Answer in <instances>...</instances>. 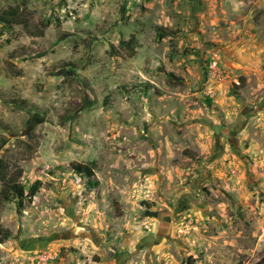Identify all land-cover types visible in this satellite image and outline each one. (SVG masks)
Listing matches in <instances>:
<instances>
[{"label":"rangeland","instance_id":"obj_1","mask_svg":"<svg viewBox=\"0 0 264 264\" xmlns=\"http://www.w3.org/2000/svg\"><path fill=\"white\" fill-rule=\"evenodd\" d=\"M0 14V264H264V0Z\"/></svg>","mask_w":264,"mask_h":264},{"label":"trees","instance_id":"obj_2","mask_svg":"<svg viewBox=\"0 0 264 264\" xmlns=\"http://www.w3.org/2000/svg\"><path fill=\"white\" fill-rule=\"evenodd\" d=\"M0 24H2V25L8 24V19H6V17H4L2 14H0ZM164 34L167 35V34H174V33L169 32V33H164ZM241 80H243V79H241ZM209 102H210L209 99H207V103H209ZM75 171L79 174L84 173L88 179L93 176V169H91L89 167H83V169H80V167L77 166ZM39 188H40V182L39 181L34 182L32 184V186L29 188L27 193L24 192L23 186L20 184H13L9 187L10 192H12L14 194L15 198H17L20 201V203L24 198H26L28 200V202H31L33 197L36 196ZM10 192H9V194H10ZM10 236H11V233L8 230H1L0 229V243H2L4 240L10 238Z\"/></svg>","mask_w":264,"mask_h":264},{"label":"flooded vegetation","instance_id":"obj_3","mask_svg":"<svg viewBox=\"0 0 264 264\" xmlns=\"http://www.w3.org/2000/svg\"><path fill=\"white\" fill-rule=\"evenodd\" d=\"M217 129H220V130H218V134L219 135H223V136H226V138H227V142H228V144L229 145H232L233 143H235L236 141H235V139L233 138V136H234V131L232 132L231 130H232V128L231 129H229L228 130V132H226L225 130L226 129H224L223 127H216V132H217Z\"/></svg>","mask_w":264,"mask_h":264},{"label":"water","instance_id":"obj_4","mask_svg":"<svg viewBox=\"0 0 264 264\" xmlns=\"http://www.w3.org/2000/svg\"><path fill=\"white\" fill-rule=\"evenodd\" d=\"M258 110H259V107L251 109L249 115H252L253 113H256Z\"/></svg>","mask_w":264,"mask_h":264},{"label":"built area","instance_id":"obj_5","mask_svg":"<svg viewBox=\"0 0 264 264\" xmlns=\"http://www.w3.org/2000/svg\"><path fill=\"white\" fill-rule=\"evenodd\" d=\"M210 68H215V63L211 64Z\"/></svg>","mask_w":264,"mask_h":264}]
</instances>
